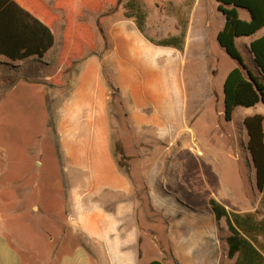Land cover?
<instances>
[{"label":"crops","instance_id":"0c3cea01","mask_svg":"<svg viewBox=\"0 0 264 264\" xmlns=\"http://www.w3.org/2000/svg\"><path fill=\"white\" fill-rule=\"evenodd\" d=\"M56 1L16 0L51 28L55 44L43 58L14 62L2 56L1 65L23 71L36 64L43 71L64 72L59 59L67 20ZM83 1L73 0L69 7L76 22L92 27L95 49L76 61L66 83L54 85L56 75L45 71L38 87L47 102L60 104L54 117L62 155L60 176L49 177L48 182L63 184L66 231L72 242L65 248V241H56L51 234L47 256L40 262L39 237L33 234L39 232L38 216L31 218L27 238L36 250L26 261L22 212L16 208V197L8 207L6 194L1 195L0 264H234L227 243L230 233L223 231L225 220L217 222L210 207L215 199L236 212L227 199L223 175L215 170L220 159L209 145L224 136L215 132L219 120L225 121L224 84L238 67L221 59L224 49L217 37L225 18L218 3L142 0L144 6L158 10L156 40L142 33L130 17V0L126 13L118 0L79 15ZM243 12L239 10L240 17L249 20ZM183 29L182 51L150 41L178 37ZM263 35L264 28L236 40L254 74L258 69L250 44ZM46 87L50 91H44ZM66 87L71 89L63 96ZM115 93L124 109L123 125L111 110ZM262 105L249 109L263 115L257 111ZM207 114L216 118L212 132L206 125L209 118L204 120ZM253 115L242 114L244 119ZM118 142L125 152L139 153L126 167L116 156Z\"/></svg>","mask_w":264,"mask_h":264},{"label":"rangeland","instance_id":"374dc122","mask_svg":"<svg viewBox=\"0 0 264 264\" xmlns=\"http://www.w3.org/2000/svg\"><path fill=\"white\" fill-rule=\"evenodd\" d=\"M119 2L125 12L127 0ZM130 2L135 7L134 18L143 16L145 31L149 36L159 40L158 10L144 6L142 0H130ZM184 11L186 12L187 9ZM247 14L244 11L242 15L247 16ZM221 51L223 57L221 59L235 66L236 62L223 50ZM243 54L247 58L246 52ZM247 60L249 61V58ZM75 64L68 71L59 74L54 73L55 69L45 71L47 74L51 72V76H58L52 80L54 85L66 83L69 75L73 77ZM55 66L57 67L56 64ZM41 69L42 67L36 64L27 65L23 71L14 65L0 64V80H4L0 81V197L6 194L8 207L14 205L16 197V208L23 215L21 243L26 248L24 252L26 261H31V252L36 250L31 247V241L27 238L29 232L27 228L32 227L31 218L35 219L38 216L39 232L33 231V234L39 237L37 242L40 247L37 250L40 262L47 256V238L51 234L55 236L56 241H65V248L69 247V242H72L70 232L66 231L67 209L64 201L66 192L63 184L48 182L49 177L57 180L60 176L62 155L54 121L60 104L47 102L46 94L38 92L39 84L45 78V71ZM70 89L66 87L63 96L67 95ZM44 91L50 90L46 87ZM116 97L115 93L111 110L123 125L124 109ZM257 111L264 115V104ZM254 112L251 109L239 108L231 122L220 119L219 127L215 132L220 135L223 133L224 136H220L219 140L214 139L209 145L214 149V156L220 159L219 166L215 170L223 175L231 209L240 214L254 210L251 213H256L258 219H262L264 196L256 186V172L247 149L248 134L242 116L243 113L253 115ZM206 119H208L206 121L208 130L212 132L213 130L209 128L216 127V118H210L207 114L204 117V120ZM116 154L121 159L118 150ZM138 154L124 151L123 164L127 165V162ZM223 225V231L229 233L225 222Z\"/></svg>","mask_w":264,"mask_h":264},{"label":"trees","instance_id":"16d2710c","mask_svg":"<svg viewBox=\"0 0 264 264\" xmlns=\"http://www.w3.org/2000/svg\"><path fill=\"white\" fill-rule=\"evenodd\" d=\"M118 0H84L80 8L82 12H95L101 4ZM73 0H57L56 7L66 14L64 37L59 64L68 71L76 61L86 53L95 49L92 27L84 24L76 17L73 8L69 7ZM218 11L225 18L224 28L219 32L217 41L226 54L234 60L238 67L233 69L224 84L225 120L231 122L237 108H254L264 104V35L253 40L250 52L258 69L254 74L246 65L244 58L236 45V40L242 37H252L264 28V0H216ZM239 10L249 14V20L240 17ZM135 7L130 2V17ZM137 25L145 33L144 17L136 18ZM185 31L178 37H171L161 42L153 39L156 45L175 47L180 51L184 46ZM55 38L51 28L41 22L31 12L19 5L16 0H0V57L11 61H24L31 57L43 58L53 48ZM55 78H58L56 76ZM121 105V103H120ZM248 134L247 149L251 155L255 172L256 186L264 196V116L256 114L244 119ZM119 151L120 166L126 167L124 150L121 144H116ZM264 202V198L262 200ZM210 207L217 222L225 220L230 233L227 238L229 258L235 259L234 264H264V218L258 219L256 213H235L228 211L215 199L210 200ZM150 264H165L153 261Z\"/></svg>","mask_w":264,"mask_h":264}]
</instances>
